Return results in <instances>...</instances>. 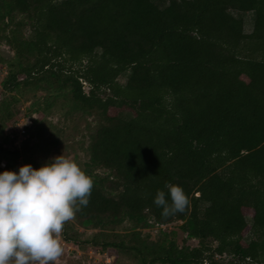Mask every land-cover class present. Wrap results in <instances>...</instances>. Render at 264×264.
I'll return each mask as SVG.
<instances>
[{
    "label": "trees",
    "instance_id": "obj_1",
    "mask_svg": "<svg viewBox=\"0 0 264 264\" xmlns=\"http://www.w3.org/2000/svg\"><path fill=\"white\" fill-rule=\"evenodd\" d=\"M18 15L29 24L6 39L0 105L40 89L102 120L89 165L111 173V193L93 180L76 220L185 222L198 243L187 252L102 243L141 264H264V0H0L3 21ZM168 183L190 205L164 218L153 200L170 202Z\"/></svg>",
    "mask_w": 264,
    "mask_h": 264
},
{
    "label": "rangeland",
    "instance_id": "obj_2",
    "mask_svg": "<svg viewBox=\"0 0 264 264\" xmlns=\"http://www.w3.org/2000/svg\"><path fill=\"white\" fill-rule=\"evenodd\" d=\"M17 23L21 24L15 26ZM28 24L29 19L23 15L11 23L0 18V95L1 83L14 58L6 39L11 31L19 34L25 31ZM252 25L253 14H244V31L249 33ZM119 81L123 83L124 78ZM101 122L97 114L75 108L64 93L39 89L7 95L5 104L0 105V173L18 172L24 165L39 169L51 158L63 155L74 160L105 193H111L105 185L111 173L89 165V143ZM64 230L80 241L96 237L99 244L74 245L65 242L61 233L63 253L55 264H141L132 252L102 244L120 241L129 244L132 238L150 247H171L176 254L198 245L188 236L185 222L156 225L128 214L117 220L97 218L88 225L80 224L74 217L64 225Z\"/></svg>",
    "mask_w": 264,
    "mask_h": 264
},
{
    "label": "clouds",
    "instance_id": "obj_3",
    "mask_svg": "<svg viewBox=\"0 0 264 264\" xmlns=\"http://www.w3.org/2000/svg\"><path fill=\"white\" fill-rule=\"evenodd\" d=\"M27 123V122H26ZM93 180L63 155L39 169L24 165L0 173V264H55L63 253L64 225L89 203ZM158 190L153 203L167 218L190 205L175 184Z\"/></svg>",
    "mask_w": 264,
    "mask_h": 264
},
{
    "label": "built area",
    "instance_id": "obj_4",
    "mask_svg": "<svg viewBox=\"0 0 264 264\" xmlns=\"http://www.w3.org/2000/svg\"><path fill=\"white\" fill-rule=\"evenodd\" d=\"M20 131H21L22 134L25 132L23 128Z\"/></svg>",
    "mask_w": 264,
    "mask_h": 264
}]
</instances>
